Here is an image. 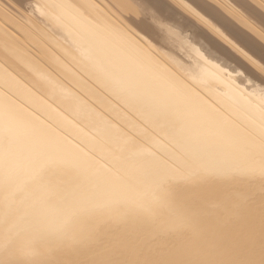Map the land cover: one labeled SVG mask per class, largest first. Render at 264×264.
Here are the masks:
<instances>
[{"label": "bare ground", "instance_id": "obj_1", "mask_svg": "<svg viewBox=\"0 0 264 264\" xmlns=\"http://www.w3.org/2000/svg\"><path fill=\"white\" fill-rule=\"evenodd\" d=\"M210 1L239 21L231 1L264 21V0ZM0 16V264H64L61 253L81 238L99 204L129 201L133 207L113 214L148 233L157 206L166 212L188 206L190 197L206 201V184L222 183L202 170L228 169L247 146L264 154V99L202 45L172 34L176 55L159 53L96 0H0ZM244 21L264 42L261 25ZM169 175L188 181H164ZM45 181L82 182L84 195L59 187L57 203L42 208ZM197 209L183 213V228L170 218L157 230L173 231L189 249L163 264H227L212 261L226 258L223 224L210 209ZM196 228L195 239L182 237Z\"/></svg>", "mask_w": 264, "mask_h": 264}, {"label": "rangeland", "instance_id": "obj_2", "mask_svg": "<svg viewBox=\"0 0 264 264\" xmlns=\"http://www.w3.org/2000/svg\"><path fill=\"white\" fill-rule=\"evenodd\" d=\"M198 1L215 9L216 15L209 14L198 4ZM96 2L102 9H108L116 18L122 20V27L127 34L140 42L150 44L159 53L176 55L177 52L168 40V36L172 34L188 40L194 46L202 45L203 53L211 56L218 65L237 72L243 81H248L250 89H256L264 99V42L248 32L249 26L246 30L244 21V19L249 23L251 21L252 24L254 22L256 27L261 25L259 30L263 31L264 37V21L258 20L257 12L247 10L246 7L231 1L235 6L234 11L240 13L239 21L236 17L227 15L210 0H96ZM186 7L194 9L198 17L203 20L189 15L184 9ZM0 18L2 23V17ZM255 25L253 24L254 27ZM207 99L211 102L209 98ZM71 121L78 128L82 126L78 120L71 119ZM90 138L94 137L90 136ZM152 139L164 142L156 132L153 133ZM91 147L97 151L93 146L89 147L90 151L95 152ZM157 153L165 156L160 150ZM236 154L237 158L222 172L202 170V175L222 180L217 187L213 181L206 184L203 188L206 192V201L190 197L188 206H171L170 211L166 212L157 206L150 213L151 223L148 233L138 229L135 232L131 231L126 228L121 215L118 217L113 214L117 212L115 210L117 206L126 210L133 207L129 201L122 200L119 203L102 206L99 204L94 216L83 224L85 232L81 238L69 245L68 251L61 253L63 263L163 264L172 256L179 257L183 251L189 249L182 248L180 237L173 231L157 232V230L164 227L166 220L170 218L178 220L177 225L183 228L182 225L189 222L183 213L198 208L197 213L203 215L205 208H208L219 217L218 221L223 224L224 231L229 236L227 237L229 244L221 249L226 258L215 257L212 261H225L227 264H260L261 259H264V154L252 146L244 147ZM176 177L174 179L169 175L164 181H188L186 177L180 175ZM226 178L228 179L225 180ZM85 182L92 185V181ZM82 185L84 183L79 181H74L73 184H66L64 181H45L42 195L45 194L47 198L41 203L42 208L57 203L59 187L66 188L64 192L67 195L73 196L78 193L84 195L85 186L79 189ZM167 185L168 183L165 188ZM216 188L218 189L215 190ZM177 193L183 196V186L177 190ZM150 194L157 195L153 190ZM93 198L85 197L80 204L89 203ZM209 199H212L213 209L207 202ZM222 199L228 201L229 206L214 207L222 203ZM53 206L59 207V205ZM64 206L65 203L61 205L62 208ZM141 223L145 222L142 220ZM152 224L154 226L151 228ZM226 227H231V231ZM197 234V228L191 232L182 231V237L187 240L195 239ZM192 262L201 263L195 258H192Z\"/></svg>", "mask_w": 264, "mask_h": 264}, {"label": "snow or ice", "instance_id": "obj_3", "mask_svg": "<svg viewBox=\"0 0 264 264\" xmlns=\"http://www.w3.org/2000/svg\"><path fill=\"white\" fill-rule=\"evenodd\" d=\"M260 264H264V259H261Z\"/></svg>", "mask_w": 264, "mask_h": 264}]
</instances>
